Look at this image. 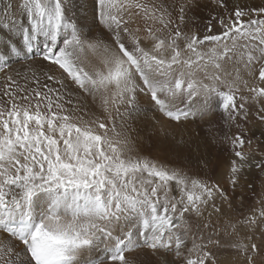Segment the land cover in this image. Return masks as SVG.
Segmentation results:
<instances>
[{"label":"snow or ice","instance_id":"1","mask_svg":"<svg viewBox=\"0 0 264 264\" xmlns=\"http://www.w3.org/2000/svg\"><path fill=\"white\" fill-rule=\"evenodd\" d=\"M208 5L202 21L199 0H93L96 34L74 0L0 10V264H220L227 249L264 264V188L233 222L219 182L141 158L128 131L141 97L177 124L203 98L196 113L228 129L233 190L264 173L247 128L264 123V0Z\"/></svg>","mask_w":264,"mask_h":264},{"label":"rangeland","instance_id":"2","mask_svg":"<svg viewBox=\"0 0 264 264\" xmlns=\"http://www.w3.org/2000/svg\"><path fill=\"white\" fill-rule=\"evenodd\" d=\"M10 2L14 3V0H10V1L6 0V3L9 4ZM254 2L259 3V0H254ZM199 4H200V7H194L193 13L195 14L196 17L201 18V20L203 21V18H205L209 14V12L212 10V8L210 5H208V0H199ZM5 5L7 6V4L2 3L0 1V10L5 8L6 7ZM206 5H208V6H206ZM193 13H189V15H193ZM80 14L83 18H85L83 20H80V23L82 21L81 24L84 26V30L87 31L89 27H92L95 29V26L93 25V22H92V7L87 6V8L83 9L80 12ZM9 63H11V61ZM37 63H39L38 60H37ZM11 65H12V63H11ZM13 66H15L14 63L12 65V67ZM14 69L21 70L20 64H17L16 68H14ZM0 75H2V74H0ZM18 79H20L21 84L24 83L22 77L18 78ZM41 79H42V77H41ZM28 86L32 87L33 85L31 83H29ZM71 99H73V101H75V96H72ZM202 104H203V98H201L200 104L196 105L195 108L193 109L194 115L190 116L189 119L182 121L183 123L177 124L176 122L169 121L166 117H163L166 121L173 123L174 127L172 128V130L165 132V134L164 133L161 134V133L157 132V135H158V133L160 134L159 137L166 142V145H170L172 143V144H174V146H176V143H178V142L184 143L185 142L184 140L188 139L187 136H190V133L188 131V126L186 124L194 123V124H196V126L197 125L201 126V125H203V123L205 122V120L209 116L216 115L217 120H220V124L218 125L219 122H217V121H216L217 123L216 122L214 123L215 125L213 123H209V124L210 125L213 124L212 127L216 126V128H219L218 131L220 132L221 135L215 136L214 134H211V132H208L206 129H203V128H201L199 131H194V133L192 132L193 133L192 135L195 139L202 140L203 142H205L207 145H209V147H213V148L218 147L220 145V143L222 142L221 140H222V137L224 135L223 129L221 128L222 127L221 125L222 124L224 125V123H222L223 121L221 120L220 114L218 112H211V113L205 114L203 116H200L199 114H197L196 109H198ZM181 107H184V105H181ZM157 120L161 121L160 119H157ZM144 121H147V122H144ZM192 121H194V122H192ZM184 122H187V123L184 124ZM147 123H149L148 118L147 119H145V118L136 119L135 121L134 120L130 121V128L128 129L129 135H131L130 137H132L133 131L138 129L137 126L139 124L145 125ZM133 125L135 128L133 127ZM248 125H250V124H248ZM131 127H132V129H131ZM181 128H185V129H181ZM247 128H248V137H250V138H262V137H264V123L253 120L252 127L250 128V126H249ZM233 129L237 131V129L235 127H233ZM148 133L150 134V132H148ZM175 139H177V140H175ZM255 145H256V140L253 139V146L255 147ZM229 147H230V145H229ZM229 147L227 146V151H228ZM260 147L264 148V144H261ZM215 148L213 150H215ZM134 150H135V154H137L138 149L136 150L134 148ZM171 150H173V149H171ZM215 153H217V152H215ZM211 156L214 159H217L216 154H214L212 152V154L211 153L208 154V160L213 159ZM153 162L160 165V166L167 167L169 169H174V168L176 169V167L174 165H171V164L163 165L162 163H157L155 161H153ZM201 167L203 168L202 164H201ZM225 169H227V173H228L227 164H226ZM177 170H179V169L177 168ZM218 175H219L218 172H215L214 176H213V172H212V174L210 173L209 176L210 177L213 176V177L208 182H210V183L219 182L220 186L227 193V195L231 201V204H232L231 209H229V207L226 203L222 204L221 200L219 198L217 199L218 201H216V203L218 206H220L222 208V210L225 213L228 214V217L231 218L233 222H235L238 219H241L245 215H248L250 209H252L254 207L255 208L259 207V204L257 203V198H258V194L261 193L262 188H264V185H262V180H264V173H254L252 175L242 176L240 178L238 185L235 187L234 190H233L232 186L230 185V183L228 182V180H225L227 178V174L225 176V179H222V178L219 179ZM216 177H217V180H215ZM193 178H197V177L193 176ZM198 179H200V175H199ZM249 184H252V187H249ZM233 215H234V217H233ZM262 226H264V225H262ZM237 231H238L239 235L237 236L234 234L230 238L231 242H239L241 239H243L245 236V233L247 232V229L244 228L243 225H239L237 228ZM257 235H258V233H257ZM244 242H247V241L245 240ZM218 255H219L220 264H244V262L240 259L239 253L233 249H227V250L220 251L218 253Z\"/></svg>","mask_w":264,"mask_h":264},{"label":"bare ground","instance_id":"3","mask_svg":"<svg viewBox=\"0 0 264 264\" xmlns=\"http://www.w3.org/2000/svg\"><path fill=\"white\" fill-rule=\"evenodd\" d=\"M0 1L8 5V3H6V0H0ZM74 4H75L74 12L76 14L77 19L80 21V20L85 19L81 16L80 12L83 9L87 8V6L93 7V0H74ZM92 29H93V33L96 34L97 32L96 28L95 29L92 28ZM11 63L13 65L14 62L11 61ZM14 65L15 66H13V68H16L17 63H14ZM41 80H43V77ZM140 101H141L142 106L145 109H148V111L146 112V114L142 113L137 119H143V118L147 119L148 118L149 123L145 125L139 124L137 126L138 129L133 131V135L131 139L134 144V148L136 150L138 149L137 155H139L141 158H147L148 160L155 161L157 163H162L163 165H166V164L174 165L176 169L178 168L183 173L191 177L195 176L199 178V175H200V179L210 181V179H212V177L214 176L215 172H218L219 179L220 178L225 179V176L227 174V169H225L226 164H227V168L229 167V155H230L229 149L227 151V146L229 147V145L225 143L224 140L222 139L221 140L222 142L220 141L221 142L220 145L216 148L214 147L215 150H213L214 149L213 147H209V145H207L205 142H203L202 140L195 139L192 135L194 131H199L201 128L206 129L208 132H211V134H214L215 136L221 135L220 132L218 131L219 128H216V126L212 127V125L216 121L219 122L218 125L220 124V120H217L216 115L209 116L205 120L203 125L201 126L200 125L196 126V124L194 123L186 124L187 122H184V124L188 126V131L190 133V136H187L188 139L184 140L185 141L184 143L182 142L176 143V146H174V144L172 143H171L172 145L171 144L166 145V142L159 137L160 135L159 133L165 134V132L172 130V128L174 127V124L170 123L169 121H166L163 118L164 116L162 114L157 113L154 110H152L150 104L147 101V98L141 97ZM157 119H160L161 121ZM144 122H147V121H144ZM128 123L130 124V121ZM209 123H213V124L210 125ZM252 123L253 121L250 122L249 123L250 125H248L247 127L250 126L251 128ZM221 126H222L221 128L223 129L224 133L228 131L225 125L222 124ZM181 129H185V128H181ZM231 131L235 132L236 130L232 128ZM148 132H150V134ZM157 132H159L158 135H157ZM212 152L216 154L217 159H214L211 156L213 159L208 160V154L209 153L212 154ZM201 164L203 165V168L201 167ZM212 172H213V176L210 177L209 175L210 173L212 174ZM215 180H217V177ZM225 180H228V178H226ZM141 256L142 254L137 252V253L131 254L129 256V259L136 258L137 264H138Z\"/></svg>","mask_w":264,"mask_h":264}]
</instances>
